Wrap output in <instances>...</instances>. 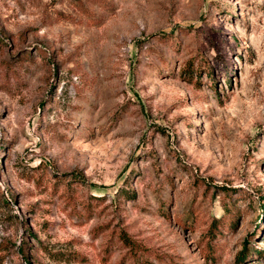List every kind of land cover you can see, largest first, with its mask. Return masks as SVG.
I'll use <instances>...</instances> for the list:
<instances>
[{"label": "rangeland", "instance_id": "374dc122", "mask_svg": "<svg viewBox=\"0 0 264 264\" xmlns=\"http://www.w3.org/2000/svg\"><path fill=\"white\" fill-rule=\"evenodd\" d=\"M256 250L264 0H0V264Z\"/></svg>", "mask_w": 264, "mask_h": 264}, {"label": "trees", "instance_id": "16d2710c", "mask_svg": "<svg viewBox=\"0 0 264 264\" xmlns=\"http://www.w3.org/2000/svg\"><path fill=\"white\" fill-rule=\"evenodd\" d=\"M256 254L257 252H259L260 254H262L264 256V250H261V251H255ZM245 258H247V252L245 250L241 251V253L239 254V257H238V263H241L243 262V260H245Z\"/></svg>", "mask_w": 264, "mask_h": 264}]
</instances>
